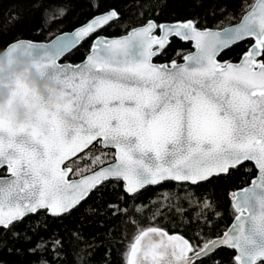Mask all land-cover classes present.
Wrapping results in <instances>:
<instances>
[{"label": "snow or ice", "instance_id": "6c2138e0", "mask_svg": "<svg viewBox=\"0 0 264 264\" xmlns=\"http://www.w3.org/2000/svg\"><path fill=\"white\" fill-rule=\"evenodd\" d=\"M117 18L112 10L51 43L22 41L8 47L27 50L63 81L72 96L63 107L78 123L68 125L59 106L44 107L27 125L0 115V167L7 166L10 173L0 179V227L9 229L42 208L57 216L67 213L105 180L125 181L126 191L134 194L166 180L196 184L254 161L258 175L251 187L232 194L238 215L222 237L193 244L150 227L133 244L129 264H203L219 246L238 251L234 264H261L264 0H258L241 23L222 32L200 30L193 20L160 25L149 21L121 39L98 37L82 64L58 63L85 37ZM157 27L160 37L153 35ZM173 35L194 41L196 52L186 56L183 65H153V46L163 48ZM246 38L255 43L239 64L217 62L223 49ZM21 90L29 95L23 86ZM98 138L103 147L117 150L115 162L69 181L72 169L61 165ZM92 162L106 163L100 155Z\"/></svg>", "mask_w": 264, "mask_h": 264}, {"label": "trees", "instance_id": "16d2710c", "mask_svg": "<svg viewBox=\"0 0 264 264\" xmlns=\"http://www.w3.org/2000/svg\"><path fill=\"white\" fill-rule=\"evenodd\" d=\"M253 2L0 0V49L20 38L49 40L100 12L115 9L117 19L87 37L63 58L77 63L85 58L98 34L121 35L151 19L158 23L193 20L199 28L224 27L237 22ZM61 9L63 15L59 14ZM253 42L247 38L236 43L223 50L219 58L238 61ZM192 49L190 41L174 36L154 60L180 61ZM97 155L106 163L115 159L114 149L104 148L98 141L74 158L73 174L81 167L92 171L101 166L92 162ZM256 173L255 165L245 161L228 173L197 184L171 180L134 194L124 190L122 180H106L67 213L53 216L42 209L14 222L9 229L0 227V264H128L132 244L150 227L180 234L193 244L201 243V238L211 240L223 233L236 214L232 194L249 184ZM0 174L5 172L1 170ZM235 253V249L219 247L203 264H234Z\"/></svg>", "mask_w": 264, "mask_h": 264}, {"label": "clouds", "instance_id": "9594fccd", "mask_svg": "<svg viewBox=\"0 0 264 264\" xmlns=\"http://www.w3.org/2000/svg\"><path fill=\"white\" fill-rule=\"evenodd\" d=\"M21 86L28 90L27 97ZM71 100L63 81L50 69L41 67L30 52L0 49V115L27 125L35 121L44 107L59 106L61 118L68 125H76L73 113L63 107Z\"/></svg>", "mask_w": 264, "mask_h": 264}, {"label": "water", "instance_id": "95a60500", "mask_svg": "<svg viewBox=\"0 0 264 264\" xmlns=\"http://www.w3.org/2000/svg\"><path fill=\"white\" fill-rule=\"evenodd\" d=\"M258 4V0H254V2H253V4L249 7V9H247L244 13H243V15L239 18V20L237 21V22H235V23H233V24H230V25H227V26H224V27H206V28H199V27H197L198 29H200V30H205V29H207V30H213V31H223L224 29H226V28H232V27H234V26H236V25H238L239 23H241V21L243 20V18H244V16H246L249 12H251L252 10H253V7L255 6V5H257ZM112 10H115V9H111V10H108V11H104V12H100V13H98V14H96V15H94L92 18H90L88 21H86V22H84L83 24H81V25H79V26H77V27H75V28H73V29H71V30H67V31H63V32H59V33H57V34H55L51 39H49V40H45V41H37V40H32V39H27V38H20V39H17V40H14V41H12L11 43H9L6 47L8 48L11 44H14V43H18V42H32V43H51L54 39H56V37H58V36H61V35H65V34H67V35H71L72 33H74L77 29H79V28H81V27H84V26H86L87 24H89L91 21H93L96 17H98V16H101V15H104V14H106L107 12H109V11H112ZM116 11V10H115ZM118 13V12H117ZM149 21H152V22H154L156 25H160V24H175V23H180V22H186V21H188V20H176V21H165V22H161V23H158L156 20H154V19H151V20H149ZM149 21H147L146 23H144V24H141V25H137V26H135V27H132L131 29H129L126 33H124V34H121V35H116V36H109V35H105V34H98V35H96L95 37H94V39H93V41H92V45H91V48H90V50H89V52L87 53V55H89L90 53H91V51H92V47H93V44H94V42L97 40V38L98 37H103V38H106V39H109V40H111V39H121V38H123V37H125V36H127V35H129V33H131L132 31H133V29H136V28H140V27H143V26H145ZM111 21H109L108 23H110ZM107 23V24H108ZM107 24H105V25H103V26H101V27H99V28H97L96 29V31H94V32H92L90 35H92V34H94V33H96V32H98L99 30H101L102 28H104V27H106V25ZM89 35V36H90ZM153 35H155L156 37H160V36H162L163 35V33H162V31L159 29V27H157L155 30H154V32H153ZM89 36H87V37H89ZM87 37H85L81 42H83ZM174 37V35L173 36H169V38H168V41H167V43L165 44V46L163 47V48H160V46L159 45H154L153 46V51H155L157 54L156 55H154L152 58H151V63L153 64V65H158V66H171L172 64H173V62H175L177 65H183V64H185L186 63V60H185V57L186 56H188V55H190V54H193V53H195L196 52V47H195V42L194 41H192V40H184V39H182V38H180V37H178V38H180V39H182V40H184V41H190L191 43H192V46H193V49L191 50V51H189V52H187L184 56H183V59L182 60H180V61H178V60H172V61H170V62H166V61H164V62H157V61H155L154 60V58L157 56V55H159L161 52H162V50L169 44V42L171 41V39ZM177 37V36H176ZM247 39V38H246ZM253 40H254V42L251 44V46L255 43V39L254 38H252ZM80 42V43H81ZM239 42H241V41H239ZM239 42H237V43H239ZM80 43L74 48V49H76L79 45H80ZM236 44V43H235ZM234 45V44H233ZM232 46V45H231ZM231 46H229V47H231ZM251 46L249 47V49L251 48ZM5 47V48H6ZM229 47H227V48H229ZM227 48H225V49H227ZM74 49H72L71 51H73ZM225 49H223V50H225ZM248 49V50H249ZM222 50V51H223ZM248 50L247 51H245L244 53H243V55L241 56V58L238 60V61H229V60H221L220 58H219V56H220V54L222 53V51L217 55V57H216V60H217V62H219V63H230V64H233V65H237V64H239L240 62H241V60H242V58L244 57V55H245V53H247L248 52ZM70 51V52H71ZM70 52H68V53H70ZM68 53H66L63 57H61V59L58 61V63H60V64H69V65H72V66H74V65H76V64H82L85 60H86V57H87V55L85 56V58L83 59V60H81L80 62H77V63H74V62H71V61H68V60H63V58L68 54ZM100 140V138H98L96 141H93L92 142V144L91 145H89L88 146V148L90 147V146H92L94 143H96V142H98ZM102 145V144H101ZM103 146V145H102ZM88 148H85L82 152H77L75 155H72V156H70L68 159H66L65 161H64V163L61 165V168L62 169H64V168H71V167H64V165L67 163V162H69V161H71L72 159H74V158H76L77 156H79L80 154H82L83 152H85ZM104 148H110V149H114V151H115V158H116V153H117V150L115 149V148H112V147H104ZM115 162V159L113 160V161H111V162H108V163H114ZM254 165H255V162L254 161H251ZM108 163H106V164H104V165H101V166H99L98 168H96L95 170H92V171H90V172H88V173H85V174H83V175H81V176H79V177H75V178H70L69 177V175H70V173L71 172H69L68 173V176H67V179L69 180V181H72V180H80V179H82V178H84V177H86V176H90V175H92L93 174V172H95V171H98L99 169H100V167H106L107 166V164ZM255 167H256V165H255ZM3 168H6V174L5 175H2V174H0V179H3V178H6V177H9L10 176V173H9V170H8V168H7V166H4V167H0V171L3 169ZM256 169H257V167H256ZM222 174V173H221ZM257 175H258V169H257V173H256V175L251 179V181H250V183L249 184H247V185H245V186H243V187H241V188H238L236 191H235V193L236 192H240V191H242L243 189H245V188H249V187H251L252 186V182H253V180H255L256 179V177H257ZM214 176V175H213ZM106 181V180H105ZM166 181H171V180H166ZM166 181H161L160 183H162V182H166ZM104 182V181H103ZM102 182V183H103ZM177 182H189V183H191L190 181H177ZM201 182V181H200ZM102 183H100V184H102ZM123 183H124V190L126 191V182L125 181H123ZM160 183H158V184H160ZM199 183V182H198ZM100 184H98L97 186H99ZM158 184H156V185H158ZM192 184V183H191ZM197 184V183H196ZM96 186V187H97ZM147 186H151V185H146V186H144L143 188H145V187H147ZM154 186V185H153ZM142 188V189H143ZM95 189V188H94ZM94 189H92L90 192H89V194L94 190ZM141 189H139L138 191H140ZM137 191V192H138ZM127 192V191H126ZM128 193V192H127ZM88 194V195H89ZM129 194H131V193H129ZM87 195V196H88ZM86 196V197H87ZM85 197V198H86ZM84 198V199H85ZM81 202V201H80ZM232 204H234V197L232 198ZM78 205V204H77ZM76 205V206H77ZM75 206V207H76ZM75 207H73L72 209H74ZM43 209V208H42ZM42 209H38V210H42ZM71 209V210H72ZM37 210V211H38ZM45 210H47V212L49 213V214H51V212H50V210L49 209H45ZM70 210V211H71ZM36 211V212H37ZM69 212V211H68ZM29 214H32V213H29ZM29 214H27V215H29ZM64 214V213H63ZM26 215V216H27ZM51 215H53V214H51ZM60 215H62V214H60ZM236 215H238V213H236L235 214V216ZM53 216H57V215H53ZM235 216H234V218H233V220L231 221V223L229 224V226L223 231V233L221 234V235H219V236H216V237H214V238H212L211 240H214V239H217V238H219V237H222L223 235H224V233L225 232H227L231 227H232V225L235 223ZM155 228H158V227H155ZM158 229H161V228H158ZM161 230H163V229H161ZM144 231H147V229L146 230H144ZM143 231V232H144ZM164 232H166L168 235H178V236H182V235H180V234H174V233H168L167 231H165V230H163ZM139 237V236H138ZM137 237V238H138ZM183 238H185V239H187L186 237H184V236H182ZM136 238V239H137ZM153 239H159V237L158 236H153L152 237ZM148 238H145V240H147ZM136 241V240H135ZM135 241H134V243H135ZM133 243V244H134ZM133 244H132V246H133ZM142 244H143V241H142ZM219 247H222V246H219ZM218 247V248H219ZM227 247V246H226ZM132 248V247H131ZM131 251V250H130ZM236 251V253H235V256L238 254V251L237 250H235ZM129 259H130V253H129Z\"/></svg>", "mask_w": 264, "mask_h": 264}, {"label": "flooded vegetation", "instance_id": "af4514ba", "mask_svg": "<svg viewBox=\"0 0 264 264\" xmlns=\"http://www.w3.org/2000/svg\"><path fill=\"white\" fill-rule=\"evenodd\" d=\"M74 159H72L71 161H69V162H67L65 165H64V167H71V169H72V171H71V173H70V175H69V177L70 178H75V177H78V176H80V175H74L73 174V165L71 164V162L73 161ZM4 172H5V174H6V168H3L2 169ZM87 173V172H86ZM5 174H2V175H5ZM85 174V173H84ZM82 175V174H81Z\"/></svg>", "mask_w": 264, "mask_h": 264}, {"label": "rangeland", "instance_id": "374dc122", "mask_svg": "<svg viewBox=\"0 0 264 264\" xmlns=\"http://www.w3.org/2000/svg\"><path fill=\"white\" fill-rule=\"evenodd\" d=\"M89 167H81L80 169H79V172H78V170L76 171L77 172V175H81V174H84V173H86L87 171H89Z\"/></svg>", "mask_w": 264, "mask_h": 264}]
</instances>
